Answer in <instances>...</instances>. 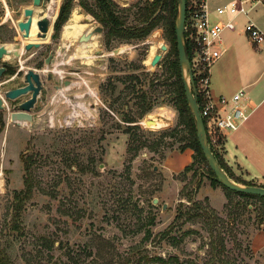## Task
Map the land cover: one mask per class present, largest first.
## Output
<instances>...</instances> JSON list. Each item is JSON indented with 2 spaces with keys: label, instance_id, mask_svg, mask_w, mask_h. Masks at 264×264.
Instances as JSON below:
<instances>
[{
  "label": "rangeland",
  "instance_id": "obj_1",
  "mask_svg": "<svg viewBox=\"0 0 264 264\" xmlns=\"http://www.w3.org/2000/svg\"><path fill=\"white\" fill-rule=\"evenodd\" d=\"M49 1L35 7L32 41L38 39L39 19L49 15L53 20L65 0H54L53 8ZM151 1L112 0V7L126 27L136 28L143 24L142 8ZM208 1L212 11L218 0ZM194 2L187 0V14L195 8ZM33 5V0H0V44L25 52L24 65L35 68L32 55L37 50L27 51L28 42L18 27L24 9ZM101 17L97 0H72L67 20L58 31L51 27L50 41L43 43L46 54L64 62L56 67L65 72L64 80L81 82L67 93L75 104L92 108L94 117L83 114L73 124L61 123L72 108L63 98L52 100L56 85L61 84L59 75L51 72L50 81L49 73L43 72L49 85L38 112L48 105L49 111L30 127L26 143L17 129L6 133L5 151L12 160L8 163L0 155V264H264V202L228 196L220 183H211L214 175L209 166L197 160L184 172L195 152L185 149L189 157L180 150L189 131L178 123L174 105V77L166 67L171 43L165 20L144 37L127 38L110 35ZM217 17L213 11L212 18ZM99 26L103 31L88 40L95 42L93 47L79 46L82 30ZM237 35L223 33L227 48L212 68L211 90L210 72L208 83L197 79L202 96L209 91L214 98H230L238 89V45L231 43ZM163 44L167 50L161 49ZM157 53L162 59L152 66ZM9 60L6 56L0 63ZM181 67L194 92L192 67ZM223 67L229 70L227 82L219 72ZM8 86L6 82L0 89ZM257 86L246 87L248 97H255ZM0 117L5 118L3 111ZM153 117L163 125L145 123ZM225 140L219 147L209 145L214 155L224 158L228 173L219 164L221 168L237 183L264 186L247 171L248 167L264 173V106ZM26 173L32 194L16 219L15 193L26 187ZM46 239L55 242L53 248L46 246Z\"/></svg>",
  "mask_w": 264,
  "mask_h": 264
},
{
  "label": "built area",
  "instance_id": "obj_2",
  "mask_svg": "<svg viewBox=\"0 0 264 264\" xmlns=\"http://www.w3.org/2000/svg\"><path fill=\"white\" fill-rule=\"evenodd\" d=\"M194 4L193 11L186 16L183 40L184 43L192 41L194 46L192 59L189 60L194 76L193 94L197 99L200 92L194 78L208 83L207 74L224 53L223 33L236 31L240 16L248 18L243 25L244 35L255 48L264 49V29L249 18L259 6L264 8V0H219L214 8L218 16L215 20L210 17L208 0H195ZM200 95L202 102L198 105L205 125L206 141L210 146H221L223 140L242 127L256 109V106L245 101V88H240L230 98L223 95L214 98L209 91Z\"/></svg>",
  "mask_w": 264,
  "mask_h": 264
},
{
  "label": "trees",
  "instance_id": "obj_3",
  "mask_svg": "<svg viewBox=\"0 0 264 264\" xmlns=\"http://www.w3.org/2000/svg\"><path fill=\"white\" fill-rule=\"evenodd\" d=\"M97 1L102 13V17L100 20L104 26L109 27L110 35L126 36L127 38L144 37L148 35L156 27L158 21H161L163 19L165 20L166 37L171 43V48L167 54L166 67L170 76L174 77V81H173V84L175 86L174 105L178 112V117H179L178 123L186 125L189 131L188 136L185 138L187 141L180 147V150L181 152H183L185 149L191 148L195 152V154L193 155L194 161L190 165H187L185 167L184 172L192 169L196 160L209 166L206 156L198 140L195 117L186 96L185 83H184V78L182 76V67L179 59V51H178V43H177V35H176V22L178 19L177 0H152L150 3H147L144 6V8H142V12H140V17H142L143 24L136 28H128L124 25V23L121 21L118 15L115 14V10L112 7V3H113L112 0H97ZM71 5H72V0H65L64 3L61 5L59 17L56 22L57 30H59L62 24L67 20L71 9ZM161 11H167V15L164 16L160 14ZM154 14H156V16H154ZM185 47L188 57L191 60L193 47H194L193 42L190 40L186 41ZM194 79H195V83H197L196 77ZM197 96H198L197 102L201 104L202 97L200 94ZM4 126H5V121L0 117V132L4 129ZM215 157L219 162V164L222 166V168H224L225 171L228 173L227 165L224 161V158L220 156V154L218 153H215ZM24 163H25V171L28 172L30 167L28 166L26 161ZM208 171L211 173V175H214V177L211 180V183L213 185L220 183L226 189L228 196H230L231 194H237L244 197L257 198L258 200L264 202V196L248 194L244 192H237L225 187L216 178V175L214 171L210 168V166L208 168ZM242 184L248 186L254 185L250 181H244L242 182ZM25 185L26 187L23 190L15 193L14 210H15L16 219H19V217L21 216V212L24 207L25 200L28 199L32 194V183L29 180L27 173L25 174ZM148 223L153 224L154 219H150ZM150 234H151L150 229H147L146 236L149 237ZM45 242L48 243L46 246H48L49 248H53L55 245V242L51 241L50 239L49 240L46 239ZM159 260H162V258L160 257ZM1 261H3L2 258ZM1 263L6 264V262H1ZM27 263L30 264L31 262H27ZM83 263L84 262H75V264H83ZM96 263L98 262H94L92 264H96Z\"/></svg>",
  "mask_w": 264,
  "mask_h": 264
},
{
  "label": "water",
  "instance_id": "obj_4",
  "mask_svg": "<svg viewBox=\"0 0 264 264\" xmlns=\"http://www.w3.org/2000/svg\"><path fill=\"white\" fill-rule=\"evenodd\" d=\"M41 2L42 0H33L34 5L24 9V18L18 22L19 30L23 33L24 39H28L31 34L33 18L35 15V7L39 6ZM186 16H187V0H180L179 16L176 25V35H177L179 59L182 66L184 64H190V60L183 40ZM38 27L41 31L46 32L48 29V20L47 19L39 20ZM102 31H103V27L99 26L94 30L83 34L80 37L81 42L90 40L95 33L97 32L101 33ZM33 46H39V43L28 42L26 49H30ZM161 49L167 50V45L163 44L161 46ZM12 53H14L16 56H20L21 52L17 48H8L6 45L0 44V58L4 59L6 56H10ZM115 53H118L117 49L115 50ZM49 59L50 58H48L47 60V66L55 65V63H57V60L55 58H53L52 63H50ZM161 59H162L161 53L155 54L151 61L152 66H155ZM5 70H6L5 65L0 66V77L3 76ZM48 73L49 76L47 79L51 80L52 75L50 72ZM190 75H191V81L193 82L192 72H190ZM22 81H23V86H20L18 88L5 89L3 91L0 89V109L5 110L9 108V106H5V101L16 102L20 100L11 107L12 111L10 114V119L13 123L19 125L24 123L32 124L34 122V110L39 101V98L42 95V91L44 90V79L39 72L30 69L24 74ZM70 83H71L70 81L64 80L65 86L70 85ZM184 83H185L186 96L195 117L199 143L206 156L210 168L214 171L216 175V178L225 187L231 190L264 196V186H259V185L248 186L237 183L233 181L227 175V173L221 168L219 162L217 161L214 153L212 152L210 146L206 141L205 125L200 113L199 105L195 94H193V91L191 90L189 82L185 78V75H184ZM2 84L3 83H0V88ZM61 84H63L62 81ZM56 87L59 88L60 87L59 84H57ZM151 122L152 120L147 121L148 124H150ZM164 206L166 207V204Z\"/></svg>",
  "mask_w": 264,
  "mask_h": 264
},
{
  "label": "crops",
  "instance_id": "obj_5",
  "mask_svg": "<svg viewBox=\"0 0 264 264\" xmlns=\"http://www.w3.org/2000/svg\"><path fill=\"white\" fill-rule=\"evenodd\" d=\"M218 4H219V0H218ZM213 11H214V8L211 11L210 10V4H209V13H210L211 18H212V12ZM249 18L253 22H255L259 27L264 29V20H263L264 9L263 10L261 9L258 11L257 10L252 11L251 14L249 15ZM212 19L215 20V18H212ZM247 20H248L247 17H244V16L241 17L240 16L238 18L237 30L236 31H229V32L232 33V35L238 34L237 36H234V40L231 41V43L238 45V46H235V48H236V63H237L238 71H239V76H238V79H239L238 86L239 87L237 90L234 91V93L237 92L240 88H245V90H246V87L253 86L254 84L258 83V86L255 89L256 90L255 97L254 98L248 97L247 93L245 96L246 102H249L250 104L256 106V109L254 110V112L250 116V118H251L264 106V49L261 50V49L255 48L252 45V43L247 39V37L244 35L243 25ZM242 38L244 40H246L247 47H245L246 45L244 44L243 40H241ZM223 47H224V49L227 48V44L226 43L224 44V42H223ZM212 68L210 71V73H211L210 74V90H211V84H212ZM228 71L229 70L224 69V67L221 68V70H219V72L221 73V75L224 78L223 79L224 82L228 81V78L225 76V73H228ZM48 85H49V83H47L44 80V90L47 89ZM55 93H56V91H55ZM41 101L42 100L40 98L39 102L37 103L36 110L34 111V122L32 124H29V123H24L21 125L15 124L10 119L11 112L8 113L6 111L5 120H4L5 126H4V129L0 132V155H4V160L6 159L8 161V163L12 159L8 156L7 152L5 151L6 133L9 132L10 130H14V129L16 130L17 129L19 131V133L24 135V141L26 143L30 139V136L28 135V132L30 131L29 130L30 127L35 125L38 122V118L41 116V115H39L40 113L38 112L39 108L41 107V103H42ZM248 121H246L242 127H244L245 125H248ZM239 130H237V131H239ZM226 140H227V138H226ZM18 141H22V140H18ZM226 142H225V147L228 151L227 155L229 156L230 150L227 148ZM22 148L20 147L18 149V158H19V153H20ZM183 152H187L189 157H191V154H189V152L187 150H185ZM262 165L264 166V163ZM247 169H248L247 171H248L250 176L256 178L260 182L264 181V173L259 172V171H257V172L253 171L252 169H249L248 167H247Z\"/></svg>",
  "mask_w": 264,
  "mask_h": 264
},
{
  "label": "flooded vegetation",
  "instance_id": "obj_6",
  "mask_svg": "<svg viewBox=\"0 0 264 264\" xmlns=\"http://www.w3.org/2000/svg\"><path fill=\"white\" fill-rule=\"evenodd\" d=\"M54 5H55V3H54V0H52V3H50L49 2V7H54ZM59 13H60V10H59ZM54 14H56V13H54ZM49 16V15H48ZM48 16H46V17H41L39 20H42V19H47L48 20V29H47V31L46 32H43V31H41L40 29V31L38 32V39L36 40V41H32V38H31V41L32 42H35V43H39V46H33V47H35L36 48V53L35 54H33L32 56L34 57V60H35V65L37 66V67H26L25 65H24V62L25 61H22L23 59V56L25 55V52H23V51H20L21 53H20V56H16L14 53H12L9 57H10V60L7 62V61H4V62H1L0 63V66H2V65H5L6 66V70H5V72H4V74H3V76L2 77H0V79H2L4 76H6V79L3 81V82H1V83H9V86L8 87H6V89H11V88H18V87H20V86H23V81H22V79H23V76H24V74L28 71V70H30V69H32V70H35L36 72H39L41 75H42V77H43V72H49V69H46V68H44L46 65H47V60H48V58H50L49 60H50V63H52V60H53V58H54V55L53 54H51V53H49V54H46L45 53V51H46V49H47V46L45 45L44 46V44H46L48 41H50V38H51V32H52V28L54 27L55 28V30L56 31H58L57 29H56V22H57V20H58V17H59V14H58V16H56L57 17V19H56V17H55V15H52L51 16V18H53V20H50V19H48L49 17ZM33 26V25H32ZM34 27V26H33ZM52 27V28H51ZM31 29H33V28H31ZM32 31V30H31ZM85 31H87L86 30V28L81 32V34L83 35V34H85ZM89 32V31H88ZM87 33V32H86ZM21 34L23 35V33L21 32ZM80 34V35H81ZM81 35V36H82ZM31 37H32V35H31ZM79 36H77L76 38H78ZM75 38V39H76ZM19 39V37L18 36H16L15 37V40H18ZM44 43V44H43ZM88 43H90V47H93V45H94V43L95 42H93V41H83V42H81L80 44H79V46H81V45H83V44H88ZM78 46V47H79ZM32 47V48H33ZM29 50H31V48L30 49H27V51H29ZM121 51H122V49H121ZM58 54H59V52H58ZM50 55H51V57H50ZM31 56V57H32ZM1 60H3L2 58H0V61ZM61 64H64V62H59V64H58V66H60ZM58 66H54L55 68L54 69H52V73H55V74H58L59 75V78H60V81H62L63 83H64V74H65V72L64 71H61L60 72V70H57L56 69V67H58ZM26 67V68H25ZM58 71V72H57ZM52 75V74H51ZM48 74H47V78H48ZM52 78H53V75H52ZM52 78H51V80L50 81H52ZM43 79H44V77H43ZM66 81V80H65ZM72 84L69 86V87H66V86H64V88L63 89H60V88H57L56 89V93L52 96V100L54 101V100H56L57 98H60V99H64V102H66L68 105H71V102L73 101V102H75L70 96H69V94L67 93L73 86H79L78 84L80 83V85H81V82H75V81H72L71 82ZM82 83H85L84 81L82 82ZM76 84V85H75ZM73 85V86H72ZM59 86H61V85H59ZM44 91V90H43ZM43 91H42V94H43ZM62 93V94H61ZM86 94H89L88 92H86L85 94H83L82 96H80V95H76L75 96V98L76 97H83L84 95H86ZM41 97H42V95H41ZM40 97V98H41ZM40 98H39V100H40ZM70 99V100H69ZM22 100V99H21ZM20 100H18V101H16V102H19ZM16 102H6L5 101V106H9V108L8 109H5V110H3V109H0V111H3V113L5 114L6 113V111L9 113V112H11L12 111V109H11V107L14 105V104H16ZM39 102V101H38ZM69 102V103H68ZM37 106V105H36ZM49 105L48 106H46V107H44L41 111H39V115H41V116H43V115H45V113H47L48 111H49ZM35 110H36V108H35ZM34 110V111H35ZM3 120H5V118H3V117H1Z\"/></svg>",
  "mask_w": 264,
  "mask_h": 264
},
{
  "label": "bare ground",
  "instance_id": "obj_7",
  "mask_svg": "<svg viewBox=\"0 0 264 264\" xmlns=\"http://www.w3.org/2000/svg\"><path fill=\"white\" fill-rule=\"evenodd\" d=\"M50 3H52V0L49 1ZM35 16V15H34ZM178 21V20H177ZM70 24V23H69ZM78 25V24H77ZM33 26H34V18H33ZM32 26V28H33ZM72 28V27H71ZM75 28H76V24H75ZM82 28V27H80ZM70 29V28H69ZM73 29V28H72ZM78 29V28H77ZM32 30V29H31ZM83 31V30H82ZM74 32V31H73ZM77 36V35H76ZM25 42H32L31 41V34L29 36L28 39H25ZM122 49V48H121ZM121 49H117L118 52H121ZM59 62L55 63V65L53 66H58ZM49 72L51 73L52 70H49ZM58 72V71H57ZM61 72V71H60ZM188 76V75H187ZM187 79V77H185ZM188 81V80H187ZM72 83H70L71 85ZM70 85L66 86V87H69ZM76 85V84H75ZM65 86V84H61V86L59 87L60 89H63ZM73 86V85H72ZM77 86V85H76ZM62 94V93H61ZM90 94L92 95H95V93L93 91L90 92ZM70 100V99H69ZM69 103V102H68ZM71 108H72V112L63 117L61 123H64L65 125H69V124H73L74 121H76L77 119L79 118H82L83 114H86L88 117H94V113H93V110L91 108V110L89 109V106H85V104H83V102H78L75 104V102H71V105H69ZM77 106V107H75ZM82 109V110H81ZM54 116L51 115L50 117V122L53 124L54 123ZM148 120H152V122L149 124V125H152V127H161L163 125V123L161 121H159L158 119L154 118L153 119H146L145 120V123H147ZM148 124V123H147Z\"/></svg>",
  "mask_w": 264,
  "mask_h": 264
}]
</instances>
